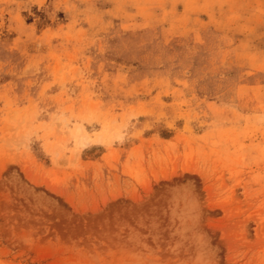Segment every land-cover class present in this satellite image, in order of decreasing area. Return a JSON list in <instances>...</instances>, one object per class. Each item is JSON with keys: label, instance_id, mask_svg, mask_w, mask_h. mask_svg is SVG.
Wrapping results in <instances>:
<instances>
[{"label": "rangeland", "instance_id": "obj_1", "mask_svg": "<svg viewBox=\"0 0 264 264\" xmlns=\"http://www.w3.org/2000/svg\"><path fill=\"white\" fill-rule=\"evenodd\" d=\"M0 264H264V0H0Z\"/></svg>", "mask_w": 264, "mask_h": 264}]
</instances>
